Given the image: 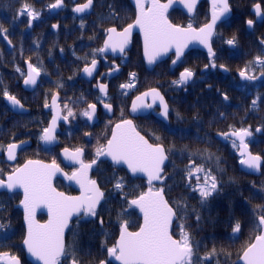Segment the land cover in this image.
Here are the masks:
<instances>
[{"label": "flooded vegetation", "instance_id": "1", "mask_svg": "<svg viewBox=\"0 0 264 264\" xmlns=\"http://www.w3.org/2000/svg\"><path fill=\"white\" fill-rule=\"evenodd\" d=\"M205 1L207 3L208 19L201 26H196L192 23V19L197 14L201 3ZM72 2L74 3L73 12L76 15L75 6L86 2V0L82 2L72 0ZM129 2L132 5L130 0ZM229 4L232 10L231 16L217 25L212 37L211 45L214 56H210L207 50L193 48L185 53L174 68L172 67V61L176 59V56L175 53H171L165 59L156 63L152 69H148L146 66L143 41L141 34L138 32L133 34L130 48H126L125 53L114 54L95 51L87 59L64 58L57 60L45 57L47 53L46 43L42 40L47 38L48 14H44L42 10L30 6V9L39 13V15L35 19L27 15H21L23 18L19 22V30L17 26L15 30L22 32L25 29L29 39L34 37L35 41L0 43V47H9L10 54V57L5 59L4 65L0 63V179H5L7 175L13 173L26 162L34 160L51 164L55 162V165L61 168L67 176H71L74 171L80 168V164L68 159L64 154V149L67 148L69 153L82 149L80 159L84 164H90L94 159H98L96 149L101 146L106 147L114 125L124 120H132L136 128L154 144L165 146L164 142L161 143L156 140L165 137L166 132H168L169 142L175 145L180 132L177 127L179 108L184 103L189 104L192 97L199 95L206 101L216 99L217 107L222 111L221 118L224 119L227 113L231 112L233 115H238L243 109L248 110L249 125L247 127H234L225 131H217L213 134V138L218 141L219 146L229 147L237 158L239 165V161L243 158L238 155L240 142L231 137L219 138L217 134H225L230 130L236 131L238 129L250 131L252 135L246 140V144L249 146L251 154L259 155L263 163L259 175L248 174L260 176L264 170V76L261 75L264 73V66L255 63V58L257 56L264 57V43H262L264 42V0H229ZM256 4L261 6V15L259 16L255 12L254 6ZM94 6L95 0H93L91 13L94 11ZM132 7L134 18L125 24L123 18L120 15L118 16L116 12L115 20L104 28L103 38L98 49L104 46L108 28L115 27L118 31H122L134 22L136 10L133 5ZM60 9L52 10L49 7L52 13H58ZM68 10L66 15L71 13ZM174 10L184 13L188 18V22L185 24L174 22L170 17L171 12ZM174 10L169 13V19L175 25L187 27L191 23L192 26L200 28L209 21L210 3L208 0L200 2L193 17L180 9ZM87 15H76L78 19H74V29L80 28L79 18ZM56 19L60 20L61 17L58 16ZM231 19H233V22L228 24L227 22ZM249 20L253 21L252 25L247 23ZM224 23H227V25H223ZM54 28L57 29L56 25ZM233 38H235L234 43L228 44L227 41ZM43 47L41 57L33 59L16 57L17 48L23 49L24 53H31V48L39 49ZM189 56H194L195 60H201L199 66H189ZM93 59L97 61L96 68L92 76H88L83 69L90 67ZM136 60L142 61L148 71H154L160 64L163 67H168L174 74H170L167 79H164L168 91H163L158 85L141 88L144 84L141 83L144 76H141L139 71L132 70ZM213 63L216 65L215 67H212ZM29 64L39 71V75L36 76L35 84L26 85L24 81L29 72ZM18 68L20 71H17ZM185 69H189L193 73V79L188 80L186 84H174L173 82L179 80L180 73ZM241 71H245L246 75L255 76L256 79L249 81L241 78ZM132 73L135 74V77L130 75ZM160 76L164 77L163 74H160ZM100 85L106 86L105 92L100 91ZM121 85L131 86L122 88ZM155 88L159 89L165 98L168 106L167 118L160 116L161 106L155 104L156 102L151 99H147L145 103L151 104V108H148L142 114L133 115L131 106L134 99ZM5 91L10 96H15L23 107L29 111H14L6 102ZM53 96L59 97L61 115L58 116L56 122L55 140L46 143L41 139V135L43 129L50 126L54 116L49 106ZM225 96L228 97L227 100L224 99ZM253 101L256 102L255 105ZM45 104L48 107H45ZM65 104L68 106L67 108L64 107ZM89 104L96 105L92 119L83 115L85 110L90 111ZM105 104H110L111 110L105 108ZM69 109L73 113L71 116H68ZM64 116H68V119L64 120ZM3 135L4 137L7 136L4 140H2ZM233 141H235V147ZM9 144H23L16 152L14 161L8 160L7 148ZM103 160L109 162L107 157H102L96 163L91 170L92 180H97L92 177V173ZM54 186L58 191L68 195H78L80 193L79 190L66 183L59 176L55 178ZM102 190L105 193V200L106 191L103 188ZM21 199V192L0 191V223L5 225L4 229H0V254H9L0 257V264H11L9 259L11 256L17 257L20 264H37L28 255L23 244L27 233V225L24 220V211L17 206ZM35 219L38 223L44 224L48 221L49 215L46 212H38ZM95 220V218L83 215L71 220L66 231L65 243L78 249L77 256L80 254L81 222H94ZM105 261L107 264H113L109 259L108 252ZM64 264H69V262L65 261Z\"/></svg>", "mask_w": 264, "mask_h": 264}, {"label": "snow or ice", "instance_id": "2", "mask_svg": "<svg viewBox=\"0 0 264 264\" xmlns=\"http://www.w3.org/2000/svg\"><path fill=\"white\" fill-rule=\"evenodd\" d=\"M62 3L63 0H56V3L49 7L56 9L61 7ZM171 3L172 0H169L167 4H162L159 0H151V7L145 11L141 0H135L137 15L134 24H129L120 32L115 27L108 28L106 30L108 39L105 40L104 46L96 51L103 53L110 48L112 52L125 53L132 29L138 27L144 35V54L149 64L155 63L157 57L167 53L169 49L174 47L176 59L172 63L175 65L177 60L183 55V49L187 46L189 39L199 40L200 43L208 47L209 55L214 56L208 40L212 35L217 19L230 11L228 0H213L212 21L199 29H194L191 23L188 24L186 29L171 24L165 15ZM195 3L196 0H189L186 4L189 12L193 10ZM92 4L93 0H86V3L75 7L74 11L83 13ZM254 7L256 15H261L260 4H256ZM18 15H27L35 19L39 13L30 9L29 5L23 4L18 11ZM247 23L252 25L253 21L249 20ZM0 32L6 33L7 30L0 28ZM234 39L228 40L227 43L233 44ZM255 63L264 66V57L257 56ZM96 64L97 61L93 59L91 67H85L83 71L88 76H92ZM215 66L213 63L212 67ZM221 67L223 66L221 65ZM17 71H20V69L18 68ZM34 72L36 75H33ZM37 75H39V71L29 64V72L24 81L25 84H35ZM130 75L135 77L134 73ZM261 75L264 76V73ZM192 76L193 73L189 69H185L180 73L179 80L173 83L177 85L186 84ZM240 76L249 81L256 79L255 76L246 75L245 71H241ZM130 86L121 85L122 88ZM105 88L106 86L100 85L101 92H105ZM4 95L8 97L13 106L20 105L15 96H10L7 91L4 92ZM149 95L153 97V102L159 97L163 107L161 114L167 118L168 106L156 89H151L150 92H145L142 96H138L136 101H140V103L137 104L134 101L132 111L135 112L138 108H151L152 105L145 104L143 99ZM224 99L227 100L228 97L225 96ZM56 100L57 98L53 96V106L56 105ZM255 103L253 101L254 105ZM20 106L23 107L22 105ZM104 106L111 110L110 104H105ZM45 107H48V105L45 104ZM64 107L67 108L68 106L65 104ZM88 108L90 111L85 110L83 115L92 119L96 105L89 104ZM71 115L73 113L69 109L68 116ZM68 116H64L63 119L67 120ZM57 119L58 114L53 116L51 125L43 129L41 139L46 143H51L55 140L54 131ZM224 135L227 138L229 134L225 133ZM251 135L252 133L247 129H238L231 133V136L239 138L240 141L242 149L240 155L243 157L240 160V164L248 169L258 170L261 167L262 158L259 155L253 156L244 151L248 147L244 138ZM233 146H236L235 141H233ZM16 147V144L8 145L9 160L15 159ZM82 152V149H77L75 152L69 153L67 148L64 149V154L68 159L80 164V168L67 177V179L75 180L80 185L82 195L79 197L66 196L64 193L57 192L53 187L52 178L60 171L55 162L52 165H48L40 161H29L23 168H18L12 174H9L6 183L4 180H0V188L6 187L9 191L15 188L23 189L24 199L20 203L24 209V220L27 225V233L23 244L26 246L28 253L38 261H42L43 264H64L65 261H68L69 264H82L77 256L78 249L65 243V229L69 228L70 219L74 215L77 217L80 215L85 217L97 216V205L104 198V193L99 189L96 181L89 180L87 177L88 169L92 167V164L96 163V160L94 159L91 164H84L80 159ZM101 155L110 156L116 164L126 163L133 173H146L149 181L148 192L141 194L130 202V206H137L143 214V224L138 231L132 232L128 230V221H123L120 225L119 240L114 246L107 249L109 257H114L120 264H201L202 260H208L215 255L216 250L213 248L205 257H200L183 223L177 225L180 228L179 239H174L170 232L173 220L182 218V214L187 211V205L180 202L173 208L165 200L163 189L154 191L151 186L153 180L162 179L160 175L163 170L161 165L167 159L165 150L161 145L150 144L136 131L131 120H124L115 125L111 139L107 141L106 149L104 146L96 149V157L98 158ZM208 158L210 160L213 159L211 155ZM217 163H219L218 160ZM199 172H204L205 174L203 178L196 176L197 186L193 191L198 190L201 205H204L208 198L213 196V193H218L219 181L216 176L212 175L211 169L205 171L202 166L195 164L193 165V170L188 171V177L191 178ZM201 179H203L202 184L200 183ZM122 186V180H118L115 184L116 189H121ZM41 206L48 209L49 219L45 224H40L35 219L36 209ZM252 214V228L253 232L256 233L255 241L243 251L241 259L244 264H264V206H257ZM196 220L197 222L200 220L198 214ZM102 223L103 220H101ZM4 227L5 225L0 223V229H4ZM240 230L241 223L237 220L233 227V235L235 236ZM198 247L199 245H196V248ZM8 255V253H2L0 257ZM9 259L11 264H20L19 259L15 256H11ZM99 264H106V261L101 260Z\"/></svg>", "mask_w": 264, "mask_h": 264}, {"label": "trees", "instance_id": "3", "mask_svg": "<svg viewBox=\"0 0 264 264\" xmlns=\"http://www.w3.org/2000/svg\"><path fill=\"white\" fill-rule=\"evenodd\" d=\"M82 1L84 0H79ZM54 3L56 0H0V28L7 30L6 33L0 32V43L35 41L34 37L29 39L25 29L24 32L15 30L16 26L19 30V22L23 18L18 15L23 4L48 14L47 38L42 40L46 43L45 57L57 60L90 58L101 44L104 28L115 20L116 12L123 18L124 24L134 18V9L129 0H95L93 13L79 18L80 28L76 30L73 27L74 19L78 17L73 12L72 0H63V6L58 13L49 10V6ZM206 4L205 1L199 6L192 19L194 25L201 26L208 19ZM67 9L71 11L70 15H66ZM57 15L61 17L60 20L56 19ZM170 17L176 23L188 22L186 15L179 10L172 11ZM232 22L233 19L227 23ZM53 23L57 29L53 27ZM43 49L44 47L31 48V53H24L23 49L17 48L16 57H41ZM0 51V63L4 65L5 59L10 57L9 47L1 46ZM188 58L189 66H199L201 60L196 61L194 56ZM160 65L154 71H148L142 61L136 60L132 70H137L144 76L141 88L158 85L163 91H168L164 79L173 73L168 67ZM217 105L216 99L206 101L200 95L192 97L189 104L184 103L179 108L177 127L180 132L176 144L169 142L168 132L165 137L156 141L164 142L170 157L163 184L168 201L174 208L180 202L187 205V211L182 214V218L174 223V237L180 238V228L177 225L183 223L200 257H205L213 248L216 250L214 256L202 260L201 264H238L237 259L256 235L252 228V212L257 206H264V170L260 176H252L242 171L229 147L219 146L218 141L213 138L217 131L249 125L247 109H243L238 115L227 113L224 119L221 118L222 111ZM2 137V140L7 138L4 135ZM210 155L213 157L211 160L208 158ZM194 164L202 166L205 171L211 169L212 175L219 181L218 193H213L204 205H201L198 190L193 189L197 186L196 176L203 178L205 173L199 172L191 178L188 177V171L193 170ZM92 177L99 181L106 191V197L97 211V216L90 217L96 220L81 222L78 258L82 264H96L107 259V249L115 245L123 221H128L131 230L138 229L141 217L130 206L129 200L148 188L146 180L132 178L125 169L115 167L107 160L97 165ZM118 180L123 181L121 189L115 188ZM200 183H203V179ZM197 214L200 216L199 222L196 220ZM100 220H103L102 224ZM237 220L241 223V230L234 236L233 227ZM196 245L199 247L196 248Z\"/></svg>", "mask_w": 264, "mask_h": 264}, {"label": "water", "instance_id": "4", "mask_svg": "<svg viewBox=\"0 0 264 264\" xmlns=\"http://www.w3.org/2000/svg\"><path fill=\"white\" fill-rule=\"evenodd\" d=\"M74 1L76 2L77 0H74ZM130 1H131L132 5L134 6V8H135V10H136V15H137V8H136V5H135V0H130ZM201 1H202V0H196V3H195V5H194V7H193V10H192L191 12H189L188 8L186 7V4L189 2V0H172L171 6L168 8V10H167V12L165 13V15H166L168 21H169L171 24L175 25V24L172 23V21L169 19V13H170L172 10H174V9H180V10L184 11L185 13H187L190 17H193V16L195 15L196 9H197V7H198V5L200 4ZM208 1H209V3H210V12H209L210 15H209V21H208L206 24L211 23V21H212V11H213V0H208ZM159 2L162 3V4H167V3H169V0H166V1L159 0ZM84 3H86V2H84ZM84 3L77 4L75 7H77L78 5H82V4H84ZM141 3H142V6H143V8H144L145 11H147V9H148L149 7H151V0H141ZM228 4H229V0H228ZM59 8H60V7H59ZM59 8H56V9L51 8V9H52V10H58ZM229 8H230V4H229ZM92 10H93V4H92V6H91L89 9H87L85 12H83V13L75 12V13H76V15H78V16H83V15L90 14V13L92 12ZM231 14H232V10H231V8H230V11H229L228 13H225L224 16H221L219 19H217V21H216V23H215V25H214V27H213V30H212V35H211V37H210L209 40H208V43H209L211 49H212V45H211L212 37H213V34H214V32H215V29H216L217 25H218L219 23H221L222 21L228 19V18L231 16ZM135 19H136V18H135ZM134 22H135V20H134ZM134 22L131 23V24H134ZM206 24H205V25H206ZM205 25H203L202 27H204ZM175 26H179V25H175ZM179 27H182V26H179ZM202 27H200V28H202ZM182 28H185V29H186L187 27H182ZM193 28H194V29H199V28H196V27H194V26H193ZM117 31H118V30H117ZM118 32H120V31H118ZM136 32H138V33L141 34L142 41H143V50H144V35H143V33L140 31V29H139L138 27L132 29V34H131V36H130L129 44L127 45L126 48H130V44H131L132 36H133V34L136 33ZM106 39H108V35H107ZM193 48H200V49H204V50L209 51V50H208V47H206L204 44L200 43L199 40H196V39H189L188 42H187V46L184 47V49H183V55L180 57L179 60H177L176 64H177L178 62H180V60L183 58V56L185 55L186 52H188L190 49H193ZM105 52H107V53H108V52H111V53H114V54H121L119 51L112 52L110 48L107 49ZM171 53H175V48H174V47L171 48V49H169V51H168L167 53H164V54L160 55L159 57H157L155 63H153V64H149V63H148V60H147V58L145 57V54H144V59H145V62H146V66H147V68H148V69H152V68L155 66L156 63H158L159 61L165 59V58H166L169 54H171ZM176 64H175V65H176ZM175 65L172 63V67H173V68H174ZM90 67H91V66H90ZM33 75H36L35 72L33 73ZM191 79H193V76H192L189 80H191ZM155 89L158 91L159 95L163 97V100H164V102L166 103L165 98H164V96L162 95L161 91H160L159 89H157V88H155ZM150 90H151V89H150ZM150 90H148V91H146V92H150ZM144 93H145V92H144ZM139 96H142V94L139 95ZM55 97L57 98V100H56V105L53 106V103H52V100H51V104H50L49 106L51 107V109H52V111H53V115H57V114H58V116H59V115H61V110H60V105H59V97H58V96H55ZM137 97H138V96H137ZM137 97H136V98H137ZM136 98L134 99V101H136ZM5 99H6V102L8 103V105H9L14 111H16V112H28V111H29L28 109H26V108L20 106V105H22V104H21V102H20L17 98H16V99L20 102V105H16V106H13V105H12V103L9 101L8 97H6ZM52 99H53V98H52ZM143 99H144V103H146V100H147V99H151V100H153V97H152L151 95H149V96H147V97H144ZM134 101H133V102H134ZM155 102H156L155 104H159V105L161 106V108H162L161 113H162V111H163V107H162V105H161V102H160L159 97L156 98ZM136 103L139 104L140 101H136ZM166 104H167V103H166ZM132 105H133V103H132ZM22 106H23V105H22ZM147 110H148V108H138L137 111L133 112V111H132V106H131V112H132L133 115L142 114V113L146 112ZM161 113H160V116H161V117H164ZM131 121H132V120H131ZM121 122H122V121L117 122L116 124L121 123ZM116 124H115V125H116ZM132 124H133V126L135 127L136 131H137L141 136H143L145 140H147L150 144L156 145V144L152 143V142H151L146 136H144V135H143V134H142V133L136 128L135 123H134L133 121H132ZM50 125H51V123H50ZM115 125H114V127H115ZM114 127H113V129H114ZM232 132H234V130H230V131L226 132L227 134H229L228 137L234 138V139H236V140L239 141V138L234 137V136H231V133H232ZM111 135H112V134H111ZM217 137H219V138H223V139H224L225 136H224V134H222V133H218V134H217ZM248 138H249V136H247V137L244 138L245 143H246V140H247ZM110 139H111V137H110ZM239 142H240V141H239ZM16 145H17V147H16V149H15V155H16V152L18 151V149H19L23 144H16ZM159 145H161V146L164 148V150H165V154H166V156H167V159H166V160L164 161V163L161 165V167H162V169H163L162 172L160 173L162 179H161V180H153L151 186H152V188H153L154 191H155V190H159V189H163V196H164L165 200L168 201L167 196H166V194H165V190H164V188L162 187V185L164 184V181H165V179H164V174H165V168H166V166H167V164H168V162H169V156H168V154H167L166 147H165L163 144H159ZM106 147H107V145H106ZM106 147H105V149H106ZM241 151H242V149H241V147H240V150L238 151V155H239V156H241V155H240V152H241ZM244 151H246V152H248V153L251 154V152H250V150H249V146H248L247 149L244 150ZM252 155H253V154H252ZM7 156H8V151H7ZM253 156H255V155H253ZM102 157H107V159L109 160V162H111L114 166H117V167H123L124 169H126V171L129 173V175H130L131 177H133V178H143V179H145L146 181H148V176H147L146 173H144V172H136V173H133V172L131 171V169L128 168V165H127L126 163L121 162V163H119V164H116L114 161H112V159H111L110 156L101 155V156H99L98 159L96 160V163H97ZM8 160H9V159H8ZM9 161H14V160H9ZM34 161H36V160H34ZM28 162H29V161H28ZM28 162H26L25 164H27ZM40 162H41V161H40ZM42 163H43V164L52 165L51 163H45V162H42ZM96 163H95V164H92V167H91L90 169H88V171H87V177H88L89 180H92V179H91V170H92V168L96 165ZM262 163H263V161H262ZM262 163H261V166H262ZM25 164H24V165H25ZM90 164H91V163H90ZM24 165L20 166L19 168H23ZM56 166H57V165H56ZM239 167H240L241 170H243V171H245V172H247V173H251V174L259 175L260 172H261V167H260L258 170L248 169L246 166L241 165V164H240V161H239ZM59 169H60V171L57 172V173L55 174V176L52 178V185H53V187L55 188V186H54V180H55V178L59 176V177L63 178V179L66 181V183L72 185L73 187H75V188H76L77 190H79V192H80L78 195H68V194H66V193H64V192H61V193H64V195H66V196H70V197H79V196H81V195H82V190H81L80 185H79L75 180H69V179H67V177H68L67 174H66L65 172H63V171L61 170V168H59ZM11 174H12V173H11ZM7 177H8V175L6 176L5 179H0V180H4L5 183H6V182H7ZM94 180H95V179H94ZM95 181H96L97 186L99 187V189L104 193V191H103L102 188L100 187L98 181H97V180H95ZM148 183H149V181H148ZM153 185H159V187H158V188H155ZM160 186H161V187H160ZM55 189H56V188H55ZM148 190H149V188H147V190L144 191L143 193L148 192ZM0 191H8V192H11V193H12V192H21V193H22V199H21V200L24 199V194H23V189H22V188H15V189L9 191L6 187H3V188H0ZM56 191H57V192H60V191H58L57 189H56ZM143 193H141V194H143ZM141 194H140V195H141ZM104 195H105V193H104ZM140 195H138L137 197H135V198H133V199L138 198ZM133 199H130V200H129V204H130L131 200H133ZM103 200H104V198L101 200L100 204L97 205V209H96V211L100 208V206H101ZM168 203H169L170 206H172V205L170 204L169 201H168ZM17 206H18L19 208H21V209L24 211L23 206L21 205L20 202H19V204H18ZM132 207L136 208L137 211L139 212L140 216H141V224H140V226H141V225L143 224V214L140 212V210H139V208H138L137 206L132 205ZM172 207H173V206H172ZM173 208H174V207H173ZM38 212H46V213L48 214V209H47V207H44V206L38 207V208L36 209L35 216H36V214H37ZM48 215H49V214H48ZM80 216H81V215H80ZM75 217H77V216L74 215V216L70 219V222H71V220H72L73 218H75ZM175 221H176V219L173 220V223H172V225L170 226V232L172 233V235H173V227H174V223H175ZM70 222H69V225H70ZM46 223H47V222H46ZM44 224H45V223H44ZM140 226H139V227H140ZM128 230H129V231H132V232H135V231H138L139 228H138L137 230H131V229L128 228ZM66 231H67V229H65L64 239H65ZM119 237H120V232H119L118 238H117V240H116V243H117V241L119 240ZM173 238H174V239H177L176 237H174V235H173ZM254 241H255V239L252 241V243H253ZM25 248H26V246H25ZM26 250H27V248H26ZM27 253H28V251H27ZM28 255H29L31 258H33V260H34L37 264H43L42 261H38L35 257L31 256L30 253H28ZM242 255H243V253L241 254V256L239 257V259L237 260V263H238V264H244L243 260L241 259ZM108 256H109V255H108ZM109 259H110V261H111L113 264H120V262L117 261V260H115L114 257H109ZM106 264H107V262H106Z\"/></svg>", "mask_w": 264, "mask_h": 264}, {"label": "bare ground", "instance_id": "5", "mask_svg": "<svg viewBox=\"0 0 264 264\" xmlns=\"http://www.w3.org/2000/svg\"><path fill=\"white\" fill-rule=\"evenodd\" d=\"M168 199V198H167ZM141 217V216H140Z\"/></svg>", "mask_w": 264, "mask_h": 264}]
</instances>
